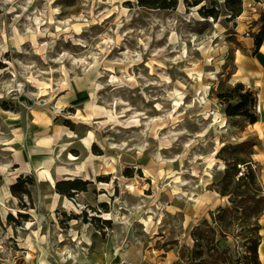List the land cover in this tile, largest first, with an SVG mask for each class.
I'll return each mask as SVG.
<instances>
[{"label": "rangeland", "instance_id": "1", "mask_svg": "<svg viewBox=\"0 0 264 264\" xmlns=\"http://www.w3.org/2000/svg\"><path fill=\"white\" fill-rule=\"evenodd\" d=\"M263 28L264 0H0V264H228L214 249L228 245L243 254V215L215 225L210 214L231 206L216 192L225 144H254L264 190L249 122L264 119ZM236 84L252 92L247 115L225 112Z\"/></svg>", "mask_w": 264, "mask_h": 264}, {"label": "trees", "instance_id": "2", "mask_svg": "<svg viewBox=\"0 0 264 264\" xmlns=\"http://www.w3.org/2000/svg\"><path fill=\"white\" fill-rule=\"evenodd\" d=\"M150 3H158L159 0H149ZM264 36V28L255 37V47L259 49ZM233 95L231 100L236 99L235 105L229 104L225 110L226 114L247 115L246 106L252 97V92L244 89L242 84H236L232 89ZM219 97H223L220 95ZM245 113V114H243ZM250 124L256 122L254 116H249ZM246 144H225L217 153V158L225 164L223 176L219 181L216 192L221 197H227L231 206L219 208L215 213L210 214L211 222L219 225L224 218L230 219L228 225L236 218L237 213L241 216L245 223L242 230V239L245 250L243 254L237 255L233 246L228 245L224 252H219L218 248H214L216 254L225 257L224 261L228 264H261L258 258V246L261 237L259 235V219L264 211V190L257 181L256 170L253 168L251 155L254 144L245 147ZM241 150H246L243 156H238ZM228 153L229 155H225ZM70 184V183H68ZM243 221V220H242ZM214 231V230H212ZM219 233H223L220 229ZM195 245H198V238L195 237Z\"/></svg>", "mask_w": 264, "mask_h": 264}, {"label": "bare ground", "instance_id": "3", "mask_svg": "<svg viewBox=\"0 0 264 264\" xmlns=\"http://www.w3.org/2000/svg\"><path fill=\"white\" fill-rule=\"evenodd\" d=\"M74 29L76 31H78V30H80V27L76 26V27H74ZM195 76H196V79L199 82L202 81V76L203 75H202V73L200 71H197V73H195ZM259 109H260V105H259ZM204 115L206 116V118H209L212 123H218L221 126H223L224 120H223L222 115L220 113H218L216 111H208L207 113H204ZM91 139H92V135H91V133H89L88 138L84 141V143H85L87 148H90L91 146L93 147V144H91ZM222 145H223L222 143H219L218 147L215 148L212 151L211 155L208 157V160L206 161V166L208 168H211L214 165L215 158L213 156L216 154L218 148H220ZM70 158L73 159L74 157L71 156ZM222 168H223V166H222ZM77 169H81V166H77ZM39 177H41L42 179H45L47 181L49 180L50 185L54 186L55 181L53 180V178L51 177V174L47 170L43 169L41 172H39ZM215 194L217 195V193H215ZM66 207L68 209H73L74 208L73 205L70 202L67 203ZM142 221H143V223L145 225H148V223H150L149 222L150 221V217H147V218L143 219ZM72 224H74V221L72 222ZM26 226L28 227L29 224H27ZM34 234L38 235V232L36 231ZM72 236H73L72 240L75 242L77 240V238L74 235H72ZM38 238L40 240H43L44 236H42V237L40 236ZM61 238H62V235L60 237V242L63 241ZM30 242H31V240H30V237L28 236L26 239L23 240V243H20V248L24 249V250H28V251L32 250V246H31ZM78 244L81 245L82 243L79 242ZM89 246H90V244H89ZM29 256H30V254L27 253V257H29ZM64 261L65 262L66 261H71L72 263H79L78 260L75 258V256H72L69 252H66L64 254ZM40 264H47V263H46V261L44 259L40 258Z\"/></svg>", "mask_w": 264, "mask_h": 264}, {"label": "crops", "instance_id": "4", "mask_svg": "<svg viewBox=\"0 0 264 264\" xmlns=\"http://www.w3.org/2000/svg\"><path fill=\"white\" fill-rule=\"evenodd\" d=\"M263 91V90H262ZM259 92L258 93V100H257V104H258V108L260 105V113H262V111L264 112V104L262 102H264V91L263 92ZM263 95V96H262ZM260 128L261 133L263 138H261L258 134H257V130L255 129V127ZM252 129H254L256 132V137H258V139H260L261 141V150H257L256 153H254V157L256 161H258L261 165H264V119L263 120H257L255 123H253L252 125ZM259 224H260V229H259V235L261 237L260 240V244L258 246V258L259 261L261 262V264H264V211L263 214L261 216V219L259 220Z\"/></svg>", "mask_w": 264, "mask_h": 264}]
</instances>
